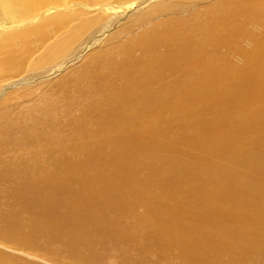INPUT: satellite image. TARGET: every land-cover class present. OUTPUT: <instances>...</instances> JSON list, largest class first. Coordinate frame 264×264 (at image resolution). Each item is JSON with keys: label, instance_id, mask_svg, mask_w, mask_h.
<instances>
[{"label": "bare ground", "instance_id": "1", "mask_svg": "<svg viewBox=\"0 0 264 264\" xmlns=\"http://www.w3.org/2000/svg\"><path fill=\"white\" fill-rule=\"evenodd\" d=\"M0 1L9 3L10 13L26 17L61 0ZM226 5L217 8L218 20L210 25L193 17L190 27L171 25L123 45L129 51L120 53L122 59L100 65L77 87L76 102L86 104L75 118L65 117L62 124L52 113L49 123L38 117L26 128L24 119L0 127V156L16 151L0 158V182L15 183L6 196L43 209L57 190L63 196L64 213L49 218L42 213L50 223L40 221L36 211L28 218L30 233L44 231L55 240L64 235L73 255L81 256L108 208L127 218L143 205L137 224L114 230L110 224L108 232L134 240L139 228L148 226L165 236L164 249L177 251L189 264H243L253 253L264 256V104H259L264 101V35L244 52L243 69L220 51L223 46L237 50L246 36L240 13L264 24V0ZM63 22H42L6 37L0 42V50L7 47L0 70L22 65L25 53L17 51L15 40L24 44L37 35L43 40L48 28ZM161 42L164 52L158 51ZM18 211H0V218L17 228Z\"/></svg>", "mask_w": 264, "mask_h": 264}, {"label": "rangeland", "instance_id": "2", "mask_svg": "<svg viewBox=\"0 0 264 264\" xmlns=\"http://www.w3.org/2000/svg\"><path fill=\"white\" fill-rule=\"evenodd\" d=\"M241 1L61 0L60 3L52 2L41 6L36 13L30 14L32 17L30 15L25 17L19 11L10 13L9 3L0 1V42L10 35H17L28 29L39 27L38 25L42 22L65 21L57 28H48V35L43 40L38 35L30 42L23 41L24 44H19V39L15 40L17 45L14 46L17 51L22 50L25 54L19 69L0 70V127L11 126L16 120L24 119L25 123L22 127L26 128L27 125H35L38 117L44 124L49 123L51 119L49 115L52 113L60 118L62 124L65 117L75 118L82 112L81 107L86 104V102H76L80 94L77 87L84 86L83 81L93 77L95 69H98L100 65L104 66L114 59H122L124 56H120V53L123 55L129 51L123 45L127 46V43L130 44L132 41L143 38L154 30L163 31L171 25L182 27L181 24L185 22L184 25L187 24L190 27L189 23H192L193 17L197 18L198 23L210 25L218 20L219 13L215 12H218L219 6L226 3V6L232 9ZM18 13L23 17L18 16ZM239 20L244 23V29L247 32L246 36L242 37L239 48L230 50L229 47L223 46L222 50L220 47V51L226 55V58H229V61L235 65L234 67L243 69L248 62L244 52L251 51L256 41L264 35V24L261 20L248 19L244 13H240ZM58 44H61L60 47L55 48ZM161 44L158 46V51L164 52L166 43L161 42ZM6 48L5 51L0 50V60L6 56ZM231 51L234 52L231 53ZM133 52L134 57H139L141 54L138 48H135ZM170 73L169 70L165 72L168 77L171 76ZM259 104H264V101H260ZM16 131L20 133L21 129ZM62 131H64L63 128ZM10 152L1 154L0 158L4 160L10 156L13 157L16 153V151H12L11 154ZM20 153L23 154L22 151ZM45 160L44 153H40L39 161L44 163ZM144 171L142 169L140 175H143ZM10 182V184L0 182V191H3L0 194V211L5 212L10 208H15L21 213V220L16 218V228L8 218V220L0 218V264H189L187 261L182 262L177 251L164 249L162 240H166L165 236L157 234L156 231L154 233L152 231L154 229L148 226L139 228V235L133 238L135 241L124 236L111 235L108 232L109 227L110 230H114L121 225L127 226L128 223L130 227L137 224L138 215L145 213L146 208L143 205L136 206L135 213L127 218L120 215L121 213L115 208H108L101 218L103 221L101 219L99 221L102 223L94 229L92 238H90L91 243L82 246L83 255H73L64 235L55 240L56 237L50 239L44 231L38 232L39 234L30 233L31 228L28 223V218L35 216L36 211V217L40 221L44 218L41 214L45 212L48 216L45 218L63 214L66 208L61 203L63 199L61 192L56 189L58 193L48 204L50 206L44 208L45 210L42 208L44 205L41 204L42 209L37 206L31 208L28 203L13 201L6 196L12 189V184H15L13 180ZM33 208L34 212L31 211ZM44 220L51 223L49 219ZM64 242L68 245L66 246ZM129 242L131 245L127 247ZM91 248H96V250L92 251ZM167 256L169 259L172 257L171 261ZM228 259H230L229 254L222 255L223 261H228ZM243 264H264V256L253 253L249 261Z\"/></svg>", "mask_w": 264, "mask_h": 264}]
</instances>
